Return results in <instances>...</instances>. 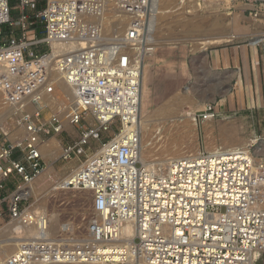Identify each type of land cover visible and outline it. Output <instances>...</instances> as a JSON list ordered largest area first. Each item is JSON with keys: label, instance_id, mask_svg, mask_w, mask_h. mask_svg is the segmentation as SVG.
I'll use <instances>...</instances> for the list:
<instances>
[{"label": "built area", "instance_id": "1", "mask_svg": "<svg viewBox=\"0 0 264 264\" xmlns=\"http://www.w3.org/2000/svg\"><path fill=\"white\" fill-rule=\"evenodd\" d=\"M115 1L132 18L125 37L109 48L69 52L55 63L74 98L66 118L79 129L78 139L63 146L61 158H80L86 144L99 142L66 187L94 194L101 219L94 217L89 224L93 242H126L118 251L99 250L85 239L76 246L78 254L91 264H252L256 250L264 255V160L254 167L250 150L235 149L173 159L165 172L143 166L141 85L144 57L154 49L149 29L153 0ZM16 2L0 0V62L7 58L3 64L8 67V75L0 73V83H5L9 101L30 93L44 79L42 63L33 64L45 55L43 45L51 51L53 41L74 37L100 43L102 27L89 18L100 16L108 5V0ZM16 7L20 13L14 20L10 13ZM39 24L40 37L35 33ZM32 103L36 112L29 113L24 105L20 109L28 136L18 144L0 143V182L16 175L20 183L8 197L0 196V209L9 211L8 221L7 214H0V229L13 218L26 226L18 252L0 264H59L60 257L71 262L76 249L61 245L46 220L22 216L29 196L18 190L45 166L41 135L64 131L58 114L43 117L46 107L39 97ZM217 113L210 103L199 115L204 120ZM13 153L22 160L12 159ZM125 224L134 228L132 239H122Z\"/></svg>", "mask_w": 264, "mask_h": 264}, {"label": "rangeland", "instance_id": "2", "mask_svg": "<svg viewBox=\"0 0 264 264\" xmlns=\"http://www.w3.org/2000/svg\"><path fill=\"white\" fill-rule=\"evenodd\" d=\"M13 1L17 3L16 0ZM188 1L176 0V9L173 11V15H188L193 17V12H185L190 7L183 9V6ZM200 2L201 8L196 12L197 16L205 17L204 19L207 21L216 17L218 24L220 23L219 31L223 30L224 34L229 32L230 25H232L233 30H235L233 26H236L237 29L235 31L243 34L264 30V0H200ZM19 13L20 9L16 7L11 9L10 14L16 20ZM207 25L208 23L204 24L205 29L202 31L203 34L211 35L217 32L211 31ZM37 28L35 33L36 36L40 37L42 27L39 24ZM163 33L164 30H161V35ZM195 37H197L196 33H191L185 40H191ZM40 51L47 53V46L43 45ZM216 52L220 54L219 61L212 58V54H216ZM222 52L225 53V58H223ZM153 53L158 59L156 61L150 59L151 61L149 62H146V60L144 64L148 67L150 74V84L148 87L151 91V103L149 110L163 105L167 100L172 99L175 93H181L184 95L185 100L177 99L174 102L173 110L175 109L177 112L175 111L165 124L182 126L181 122L186 117V111L190 110L191 105L196 104L195 102L199 100L206 103L211 101V105L216 106L218 110L216 116L211 119L213 130L210 132L212 134L206 130L204 120L199 115L203 109L200 108L195 114V142H198L200 150L206 151L209 140L219 149H224L222 145L226 142L238 140L247 143L245 147L250 151L252 150L251 152L260 149L259 158L264 160V40L253 47L249 45L248 38L236 42H223L209 47L204 55L201 52L193 51L188 43L173 45L169 43L162 44L157 48L155 45ZM236 70L238 73H235ZM186 86H189L191 89L185 91ZM5 90L8 95L7 88ZM35 91L34 89V91L32 90L27 95H35ZM52 91L57 94L58 99L67 101L66 96L57 85L53 86ZM23 97L25 96H21V98ZM22 105L23 103H21L17 110L12 112L10 110L8 112V108H5L6 98L3 96L0 98V111H4L5 115L7 113L6 121H4L5 127H9L11 130L15 129L12 120L14 117L19 116ZM3 106L4 108H2ZM43 106L46 107L43 109L44 118L53 114L49 107L45 104ZM222 128L230 131L233 130L235 134L226 137L221 133ZM185 130L186 128L183 129V131ZM53 135H41V139L46 141ZM56 137L61 140L62 146L68 145L78 139L79 129L76 126H73V131L64 128V131L57 134ZM165 138L167 137H164L161 141ZM4 140H6V145H9L10 141L0 131V143ZM251 140H253V143L250 142ZM161 141L158 143V146ZM192 141V136H188L181 146L190 145V143H193ZM98 143V141L91 140L86 144L85 153L80 158L72 157L70 160H64L57 152L53 157V169L47 171V165L45 160H43L45 163L44 170L37 176L38 178L35 177V179L37 178L36 180L34 179L35 186H39V184L43 185V189L41 190L43 195H49L48 198L46 197L48 201L46 200L45 203L47 215L55 218L54 221L57 223L66 222V220L71 222V225L75 227L73 235L78 238L83 236V232L80 229L84 227V223L92 215L89 192L69 189L63 192L59 191V194H57L58 192L51 191L50 188L58 178L68 175L71 169L77 167ZM154 151H156V148ZM154 153L152 152L151 154L153 155ZM159 155V153H156L149 160L155 163L153 161ZM11 158L22 160L21 155L18 153L12 155ZM155 166L158 167L156 169H160V164L157 163ZM0 183L2 185L0 196L7 197L20 184L19 178L16 175H10ZM22 204L25 203L22 202ZM4 207L0 209V214L2 216L7 214L8 221L9 211L7 208L6 212ZM222 210L224 209L222 208ZM261 264H264V260Z\"/></svg>", "mask_w": 264, "mask_h": 264}, {"label": "bare ground", "instance_id": "3", "mask_svg": "<svg viewBox=\"0 0 264 264\" xmlns=\"http://www.w3.org/2000/svg\"><path fill=\"white\" fill-rule=\"evenodd\" d=\"M200 0H189L183 6V9L186 7H190L187 9L186 13H192L193 17L188 15L183 16H174L173 11L176 9V0H153V6L150 14V25L149 29L151 31V38L152 42L154 43L156 48L161 46L162 44H177V43H188L193 51L201 52L202 55L206 53V50L214 45L223 43V42H236L242 39L248 38V43L250 46H255L262 40H264V30L261 31H254V33L243 34L235 31L237 29L236 26H233L235 30L232 29V25H230V30L227 34H224L222 31H219V24L218 19L210 18V21L204 19L205 17H198L196 12L201 8ZM115 0H108V5L106 10L97 17L89 18L91 21H95L100 24L102 27L101 35L102 41L100 43L95 41H81L78 38L74 37L67 41H53L51 43V51H48L44 56H42L38 61H35L33 64L42 63L43 67L45 68V77L42 79L40 85L35 88V95H27L21 98V96H15V101H9L7 94H6V85L5 83H0V98L3 96L6 98V106L8 108V112L15 111L19 108L21 103L24 105V109H26L29 113L36 112L38 107L33 105V98L39 97L41 103L45 104L53 114H58L59 118L63 123V128H67L73 131L72 124L69 123L68 118H66V114L69 110L74 109V98L71 96L70 87L64 82V80L59 75V72L55 68L56 60L65 56L69 52L72 51H79V50H86L91 49L93 47L96 48H109L114 40L117 38H124L127 31L129 30L132 18L121 12L116 8ZM220 20V19H219ZM223 21V20H222ZM221 22V21H220ZM208 23L210 30L217 31L211 35L203 34L202 31L205 29L204 24ZM221 26V25H220ZM161 30H164L163 35H161ZM241 31V29H240ZM237 32V33H236ZM196 33L194 39L185 40L189 34ZM202 33V35H201ZM161 35V36H160ZM199 35V36H198ZM125 50V48H123ZM153 49V51H154ZM19 51V48H17ZM152 52H149L145 55V61L149 62L151 60H157V56ZM4 55L7 56V51L3 52ZM153 53V54H152ZM1 54V53H0ZM2 55V54H1ZM151 59V60H150ZM3 60V59H2ZM7 58H4V62H0V73L8 75V67ZM143 64V74H142V89H141V113H140V123H141V152H140V161L142 162L143 166L147 169H156L157 166L155 164H160V169H156L161 172H165L168 169L169 162L173 159H179L187 156H193L200 154L201 151L198 142L196 143V132L195 130V114L200 108L204 109L208 106L211 101L209 102H202L197 101L196 104L191 105L189 111H186V117L182 120L181 124L174 125V124H165L167 119H170L173 116V113L176 111L173 110L174 102L179 99L184 101L185 98L181 93H175V96H172V99H169L161 106H157V108L153 110H149V106L151 103V91L148 87L150 84V74L148 67ZM235 73H238L236 70ZM234 74V73H231ZM11 78V77H10ZM57 85L63 94L66 96V100L58 99L57 94L53 92V86ZM51 87V92L47 91V87ZM191 88L186 86L185 91H189ZM34 90V89H33ZM18 98V99H17ZM188 101V100H187ZM189 103V102H187ZM4 108V106L2 107ZM177 112V111H176ZM6 116L4 111H0V131L3 135L8 138L11 144H18L24 140L25 137L28 136V131L26 126L21 117H23L22 113H19L18 117H14L12 120V124L15 126L14 130H11L9 127H5L4 121H6ZM21 116V117H20ZM20 118V119H18ZM212 118H208L207 120L204 119V123L206 126V130L208 132L213 130L212 126ZM17 120V122H16ZM174 127V128H173ZM186 128L185 131L183 129ZM191 129V130H190ZM189 130V131H188ZM222 135L228 137L231 134L234 135L235 133L233 130L228 129H221ZM58 133H55L53 136L49 137L48 140L44 141L41 140L39 143V150L43 160L46 163L47 171L53 169V160L54 156L59 153V156L63 153V146L61 144V140L56 137ZM212 134V132H210ZM188 136H192L193 143L190 145L181 146L184 142L185 138L187 139ZM164 137L163 141H161ZM161 141L160 145L158 143ZM43 142V143H42ZM157 142V143H156ZM250 142L253 143V140ZM213 142H207L206 151H229L235 149H242L247 151V147L244 141L233 140L231 142H226L222 146L224 149H219L216 145L212 144ZM245 143V144H244ZM249 143V142H248ZM193 144V146H192ZM158 146V149H157ZM156 148V151L154 149ZM257 148V147H256ZM254 149V148H253ZM252 151V150H251ZM159 153L160 155L155 159V163H152L150 158L154 157L156 153L153 155L151 153ZM1 153V150H0ZM253 157V166H257L261 163L260 149H256L255 152H252ZM157 160V161H156ZM83 162V161H82ZM157 162V163H156ZM81 164V163H80ZM79 164V165H80ZM79 165L73 169L71 172L61 178H58L53 186L50 188L51 191L58 192L59 191H67L71 188L66 187L67 179L73 172L77 170ZM158 168V167H157ZM44 170V168H43ZM42 170V171H43ZM42 171L40 173H42ZM39 173V174H40ZM38 174V175H39ZM36 175L35 177H37ZM41 176V175H40ZM39 176V177H40ZM35 177L27 184H22L18 191L22 190L21 194H26L27 199L31 200L28 203V207L23 211L22 216L25 214L34 215L37 218H42L46 220L47 226L49 231L54 233H58L60 235V244L61 245H74L81 244L80 241L88 239V242L91 244L92 241V233L90 232L89 224L93 220L94 217L101 219L100 213L96 211L94 194L91 190H84V189H77V190H84L88 191L90 194L91 200V218L87 219L84 223V227L80 230L83 232V236L78 238L77 236L73 235V229L75 228L71 225V222H55V218L47 215L45 210V203L46 197L48 198V194L42 193L43 185L35 186ZM35 179V180H34ZM41 183V182H40ZM62 194V193H61ZM42 195V196H41ZM48 201V200H47ZM31 213V214H30ZM32 215V216H33ZM93 216V217H92ZM38 227V226H37ZM37 227H33V230L36 231ZM26 226L22 224L21 218H13L10 222L5 225L3 228L0 229V259L10 258L13 254L17 253L20 246V239L26 231ZM8 232V234H7ZM134 228L131 225L125 224L121 227L122 239H132L134 236ZM75 233V231H74ZM79 233V232H78ZM74 236V237H73ZM94 248L102 250L104 247L107 250H114L118 251L123 247L125 241H111V242H93ZM78 247L74 249V258L69 260L71 262H67L68 258L60 257L59 264H91V262H86L83 255L78 254ZM262 257V259H261ZM261 259V260H260ZM264 260V255L262 251L256 250L253 258L252 264H261Z\"/></svg>", "mask_w": 264, "mask_h": 264}, {"label": "crops", "instance_id": "4", "mask_svg": "<svg viewBox=\"0 0 264 264\" xmlns=\"http://www.w3.org/2000/svg\"><path fill=\"white\" fill-rule=\"evenodd\" d=\"M4 31H5V33H6V35H7V27H4V29H3ZM222 55H223V58H225V53L224 52H222ZM233 55H235V54H233ZM212 58H214L216 61H219L220 60V54H219V52H216V54H212Z\"/></svg>", "mask_w": 264, "mask_h": 264}]
</instances>
